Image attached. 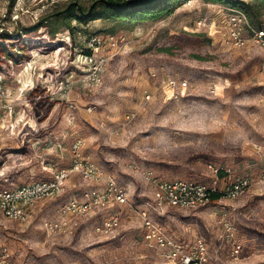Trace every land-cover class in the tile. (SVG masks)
<instances>
[{
    "label": "rangeland",
    "instance_id": "1",
    "mask_svg": "<svg viewBox=\"0 0 264 264\" xmlns=\"http://www.w3.org/2000/svg\"><path fill=\"white\" fill-rule=\"evenodd\" d=\"M70 1L0 0V46L11 54L0 58V189L51 177L72 161L81 140V155L129 189L136 209H99L80 218L72 232L48 233L44 222L91 187L75 175L63 196L36 206L29 222L0 213V252L5 249L13 264H170L145 241L136 212L151 197L144 173L203 181L214 162L250 174L248 193L199 209L151 212L152 218L177 240L205 238L214 264H264L263 51L227 44L225 13L206 0H182L159 19L134 25L98 19L79 27L73 21L77 27L70 31L59 21L55 37L46 28L33 29ZM78 1L88 6L94 0ZM257 9L264 24V6ZM202 17L207 26L197 29ZM215 26L221 32L211 35ZM181 34L206 35L210 42L195 53H221L220 61L199 67L198 59L190 64L165 51L151 55L166 38ZM193 50L185 53L193 56ZM170 78L190 86L173 93ZM115 216L118 225L109 233L97 231ZM224 217L243 244L239 259L224 237Z\"/></svg>",
    "mask_w": 264,
    "mask_h": 264
},
{
    "label": "built area",
    "instance_id": "2",
    "mask_svg": "<svg viewBox=\"0 0 264 264\" xmlns=\"http://www.w3.org/2000/svg\"><path fill=\"white\" fill-rule=\"evenodd\" d=\"M225 13L224 41L234 47L256 46L264 53V26L257 27L241 8L212 4ZM216 25V24H215ZM207 26L206 17L197 21V29ZM211 29V28H210ZM215 26L211 35L221 32ZM216 37V36H214ZM98 39V38H97ZM100 39L96 40V44ZM264 71V64L262 66ZM1 79V77H0ZM167 85L173 93L186 90L189 80L170 78ZM152 94L146 93L150 100ZM5 118L0 115V128ZM83 142L79 140L72 149L73 158L69 165L57 168L52 178L27 183L11 189H0V213L11 220L29 222L36 206L47 200L59 198L65 191L72 176L78 175L91 187L84 189L79 198L63 203L58 216L44 222V229L50 233L72 232L79 224V219L114 205L128 206L136 209L130 200V192L121 185L117 178L106 174L94 161L83 157L79 150ZM210 175L203 181L192 179H167L152 170L144 173V180L151 188V197L143 208L137 209L144 226V239L151 246L159 249L161 255L170 264H214L211 260L209 245L205 238L197 237L194 241L177 240L166 228L152 218L151 212L165 215L170 208L199 209L209 206L215 194L220 195L218 203L225 199L235 200L248 193L253 185L250 174L237 172L231 166L214 162L207 164ZM118 216L106 219L97 231L109 233L118 225ZM224 237L231 242L232 256L239 259L243 244L233 234V225L228 218H223ZM0 264H13L5 249L0 252Z\"/></svg>",
    "mask_w": 264,
    "mask_h": 264
},
{
    "label": "trees",
    "instance_id": "3",
    "mask_svg": "<svg viewBox=\"0 0 264 264\" xmlns=\"http://www.w3.org/2000/svg\"><path fill=\"white\" fill-rule=\"evenodd\" d=\"M180 1L182 0H94L88 6H86L78 0H71L62 11H57L50 16L40 19L33 29L39 30L42 27L46 28V31L50 35V37H55L56 34L59 32L57 25L59 21L65 22L68 30L70 31H74L77 26H87L90 22L96 21L98 19H102L103 21H105V23L113 22L115 23V25H134L143 21L159 19L164 14L172 12L173 9L177 6V4L180 3ZM206 1L211 3L224 4L234 8H241L247 12L251 21L257 27L264 26V24L261 23V21L259 20V17L262 14L260 10L257 9L258 7L264 6V0H253L255 2L254 6L246 0ZM248 8H250V11H248ZM51 17H53L52 23L49 22ZM73 21H76L78 23L77 26H74L72 24ZM111 33H114V30H111ZM7 37L9 38L10 35L8 34ZM209 42L210 39L207 38L204 34L172 35L166 38L164 42L160 45V47L157 48V50L151 52V55L153 57L160 56L162 52L165 51L173 58V60H184L187 61V63L191 64L190 60L198 59L201 62V65L199 67H202L204 66L203 64L209 62H212L216 65V63L220 61L219 58H221L223 54H209L208 50H206V52H203L201 50L205 48V44ZM188 47L194 48L192 54L193 56H187V54L185 53L186 48ZM0 48H3L1 50L2 52L0 51V58H2L3 56L11 57L10 52L4 47V45H1ZM198 48H201V51L197 50V52L195 53V50ZM88 53L89 55H91V52ZM185 55L187 57L184 58ZM194 69H197L198 71V68ZM51 105L52 102H49L46 108L47 113L49 112ZM53 174L54 173H52L51 177L49 178L41 177L36 181L50 179L52 178ZM219 198L220 195L215 194L211 200L210 205L218 204ZM259 233L261 235H264V231H260Z\"/></svg>",
    "mask_w": 264,
    "mask_h": 264
},
{
    "label": "crops",
    "instance_id": "4",
    "mask_svg": "<svg viewBox=\"0 0 264 264\" xmlns=\"http://www.w3.org/2000/svg\"><path fill=\"white\" fill-rule=\"evenodd\" d=\"M70 164V163H69ZM69 164H67V165H69ZM64 166H66V165H64ZM69 182V181H68ZM67 188H68V183H67V186H66V189H65V191H64V193L61 195V196H63L65 193H66V191H67ZM60 196V197H61ZM59 197V198H60ZM58 199V198H57ZM57 199H55V200H57ZM47 201H53V200H47ZM46 201H44V203H45ZM43 203V202H42ZM42 203H40V204H42Z\"/></svg>",
    "mask_w": 264,
    "mask_h": 264
}]
</instances>
